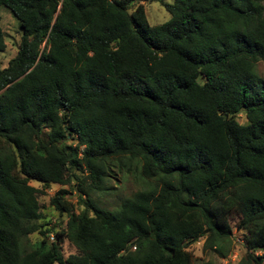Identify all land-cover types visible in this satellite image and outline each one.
I'll return each instance as SVG.
<instances>
[{"label":"trees","instance_id":"1","mask_svg":"<svg viewBox=\"0 0 264 264\" xmlns=\"http://www.w3.org/2000/svg\"><path fill=\"white\" fill-rule=\"evenodd\" d=\"M166 1L0 0L23 31L0 71V264H195L202 238L227 258L234 215L239 264H264V2ZM132 163L149 188L104 209L92 194ZM72 183L84 210L60 189L67 223L41 226Z\"/></svg>","mask_w":264,"mask_h":264},{"label":"rangeland","instance_id":"2","mask_svg":"<svg viewBox=\"0 0 264 264\" xmlns=\"http://www.w3.org/2000/svg\"><path fill=\"white\" fill-rule=\"evenodd\" d=\"M166 3L171 4L172 1L167 0ZM141 4L145 8L147 20L151 25L163 24L171 18V15L166 7L160 2H142ZM138 5L139 3H136L130 12L133 13ZM0 19V27L5 35L7 46L6 50L0 53L1 71L7 68L9 62L16 57L20 48L23 31L21 23L5 6L0 7ZM257 73L264 79V62H260L257 65ZM237 119L241 124L247 123L246 117L243 114H241ZM45 137H47V133H45ZM30 185L39 189L42 188V185L37 182H31ZM74 185L75 184L72 183L66 187L51 186L46 191V195L39 198L43 214V219L39 223L41 226L45 228L47 225V227L51 228L54 225L65 226L67 223V216L61 215L50 204L51 198L54 197L60 189H66L73 193L71 200L75 204V209L78 213L84 210V207L80 206L76 188H72ZM148 188L149 182L141 176L140 166L136 163H132L130 167L129 164L124 167H120L119 164H115L105 179L104 185L101 186L99 190L95 191L92 194V197L104 209L116 211L120 209L124 200L129 199L137 192ZM238 221L239 217L237 215L231 217L233 237L231 252L228 257L224 258L220 252L207 248L206 238H202L198 242L192 244L188 249L194 257L195 264H239L242 257L245 255L246 237L243 232L237 230ZM31 240L33 243L38 242L40 240L38 234L32 235ZM50 242H52L51 239ZM62 250L66 257L76 253L75 248L69 241H65L63 243Z\"/></svg>","mask_w":264,"mask_h":264},{"label":"built area","instance_id":"3","mask_svg":"<svg viewBox=\"0 0 264 264\" xmlns=\"http://www.w3.org/2000/svg\"><path fill=\"white\" fill-rule=\"evenodd\" d=\"M50 239L53 241V240H54V236H53V235H51V236H50Z\"/></svg>","mask_w":264,"mask_h":264}]
</instances>
